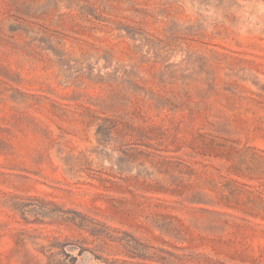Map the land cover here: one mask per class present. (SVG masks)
Returning <instances> with one entry per match:
<instances>
[{"label":"rangeland","instance_id":"obj_1","mask_svg":"<svg viewBox=\"0 0 264 264\" xmlns=\"http://www.w3.org/2000/svg\"><path fill=\"white\" fill-rule=\"evenodd\" d=\"M0 264H264V0H0Z\"/></svg>","mask_w":264,"mask_h":264},{"label":"trees","instance_id":"obj_2","mask_svg":"<svg viewBox=\"0 0 264 264\" xmlns=\"http://www.w3.org/2000/svg\"><path fill=\"white\" fill-rule=\"evenodd\" d=\"M138 257H141V256H138ZM143 258V257H142Z\"/></svg>","mask_w":264,"mask_h":264}]
</instances>
